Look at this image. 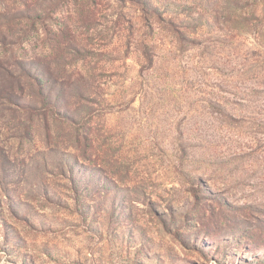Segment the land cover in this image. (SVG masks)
I'll return each mask as SVG.
<instances>
[{
  "label": "rangeland",
  "instance_id": "1",
  "mask_svg": "<svg viewBox=\"0 0 264 264\" xmlns=\"http://www.w3.org/2000/svg\"><path fill=\"white\" fill-rule=\"evenodd\" d=\"M5 21L0 264H264V0Z\"/></svg>",
  "mask_w": 264,
  "mask_h": 264
},
{
  "label": "trees",
  "instance_id": "2",
  "mask_svg": "<svg viewBox=\"0 0 264 264\" xmlns=\"http://www.w3.org/2000/svg\"><path fill=\"white\" fill-rule=\"evenodd\" d=\"M27 15H23V17H26ZM17 18V17H16ZM10 22L9 21H5V23H0V34H1V38L4 40L6 37L5 36H9L10 34H12V29L11 26L9 25ZM10 27H9V26ZM24 37V33L22 34L21 38ZM3 40H1L3 42ZM27 40V37L24 39V41ZM42 78V77H41ZM39 82L42 84V82H46L45 79H39ZM40 95L42 96V91L40 92Z\"/></svg>",
  "mask_w": 264,
  "mask_h": 264
}]
</instances>
